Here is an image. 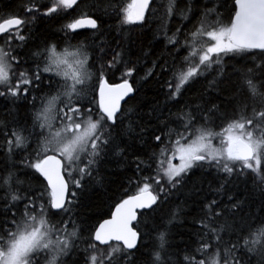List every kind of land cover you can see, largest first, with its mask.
Here are the masks:
<instances>
[{
    "label": "snow or ice",
    "instance_id": "1",
    "mask_svg": "<svg viewBox=\"0 0 264 264\" xmlns=\"http://www.w3.org/2000/svg\"><path fill=\"white\" fill-rule=\"evenodd\" d=\"M22 7L23 15L0 19V97L33 104L24 118L0 120V264H175L174 227L185 207L165 215L164 206L197 172L213 171L219 183L197 209L195 240L181 249L180 264H264V203L244 215L243 202L225 190L243 178L264 193V0H25ZM65 13L79 15L60 29L63 38L30 46L38 18ZM154 16L168 57L154 60L143 79L159 81L164 106L154 103L144 122L128 107L139 90L125 36L133 29L125 26L148 28ZM109 21L112 40L104 38ZM228 59L244 65L232 69L239 84ZM197 86L199 97L186 102ZM125 137L143 146L127 177L134 190L109 218L84 226L80 197L102 182L109 159L134 152Z\"/></svg>",
    "mask_w": 264,
    "mask_h": 264
},
{
    "label": "trees",
    "instance_id": "2",
    "mask_svg": "<svg viewBox=\"0 0 264 264\" xmlns=\"http://www.w3.org/2000/svg\"><path fill=\"white\" fill-rule=\"evenodd\" d=\"M25 0H0V19L5 18L13 13H19L23 15V3ZM42 3L47 0H41ZM121 3H130L131 0H120ZM163 4L165 0H154ZM230 3V0H229ZM155 11L150 7V12ZM71 13V10H70ZM65 13L60 17L53 18H38L32 25V39L30 46L43 45L48 39L59 41L63 38L64 33L60 30L67 23L72 22L79 13L70 14ZM99 15V13H97ZM159 15H163V8L159 9ZM107 19V18H106ZM147 19V16H146ZM178 21L168 25L169 35L171 29L176 26ZM109 22H106L105 37L108 40L116 38V33L109 27ZM118 23V21H117ZM160 19L158 16H154L150 21V27L144 28L140 25H126V28L133 29L130 33H125L126 38L131 42V60L137 64V73L134 77L136 83L135 87L139 90L136 99L132 104L128 105L129 109L133 111L139 110L143 121L147 122V113L152 108L154 103H158L161 107L164 106L163 89L160 87V83L157 79L149 77L147 80L143 79L144 73L151 68L152 62L160 58H167L168 52L164 47V36L160 34L157 38V31L160 27ZM91 30H85L81 32H89ZM70 35H75L70 33ZM80 39H84L81 36ZM99 42L100 37H97ZM75 43V41H73ZM147 53V55H145ZM239 59V58H237ZM237 69H243L244 65L237 63L236 60L228 59L226 64V70L232 74L235 83L239 84V76L232 71L233 66ZM116 82H119V74L113 77ZM202 86H197L196 89L189 92L186 96V102L199 97ZM209 99L214 97L209 94ZM219 102V100H217ZM36 106H39V100L36 102ZM33 108V104L30 101H20L13 104L11 100L0 97V120H12L13 117L24 118L28 112ZM155 125V121L148 124L149 132ZM147 136L148 133H145ZM123 143L131 144L134 152L128 154L127 160H121L120 157L115 156L109 159L103 166L100 167V175L102 177L101 183L92 182L90 187L83 191L80 200L81 204L78 208V215L84 226L91 227L98 222H102V219L109 218V213L113 210L114 205L119 202L123 197H126L134 190V186L128 184L127 177L134 175V153L142 150L143 146L135 140H129L125 137ZM154 147V145L152 146ZM151 150L150 148L148 149ZM218 174L214 171L211 173L197 172L196 176L192 178L187 186L181 191H177L175 195L169 197V202L164 206V214L173 208L176 204L184 205L185 213L182 222L178 223L174 227L175 247L172 249L174 255L172 257L175 264H180L183 252L181 249L189 243L195 240L194 233L197 229V225L193 221L197 218V209L204 201V197L210 194V188L216 187L219 183L217 179ZM127 188V191L125 190ZM225 190L233 196L234 199H238L243 202L242 214L246 215L248 212H257L260 210L262 203H264V193L261 192L260 187L256 183H253L251 179L245 181L241 179L234 184L225 185ZM79 192L80 190L77 189ZM3 191L0 190V195H3ZM215 195V193H211ZM139 223V221H138ZM151 228V223L143 226L144 231H148ZM148 244L151 241L146 242ZM147 251V249L145 250Z\"/></svg>",
    "mask_w": 264,
    "mask_h": 264
},
{
    "label": "water",
    "instance_id": "3",
    "mask_svg": "<svg viewBox=\"0 0 264 264\" xmlns=\"http://www.w3.org/2000/svg\"><path fill=\"white\" fill-rule=\"evenodd\" d=\"M151 7V6H150ZM85 30H87V29H84V30H80V31H85ZM138 221H139V219H138ZM138 221L137 222H134V227H135V225H136V223H138Z\"/></svg>",
    "mask_w": 264,
    "mask_h": 264
},
{
    "label": "rangeland",
    "instance_id": "4",
    "mask_svg": "<svg viewBox=\"0 0 264 264\" xmlns=\"http://www.w3.org/2000/svg\"><path fill=\"white\" fill-rule=\"evenodd\" d=\"M177 163H178V161H177Z\"/></svg>",
    "mask_w": 264,
    "mask_h": 264
}]
</instances>
